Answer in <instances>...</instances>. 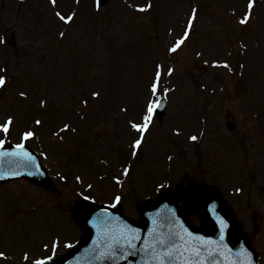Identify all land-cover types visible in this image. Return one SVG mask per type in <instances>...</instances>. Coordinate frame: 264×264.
I'll list each match as a JSON object with an SVG mask.
<instances>
[{"label": "rangeland", "instance_id": "rangeland-1", "mask_svg": "<svg viewBox=\"0 0 264 264\" xmlns=\"http://www.w3.org/2000/svg\"><path fill=\"white\" fill-rule=\"evenodd\" d=\"M26 1L0 0V36L6 37L7 45L0 51L7 64L0 60V68L7 69L9 81L0 91V123L3 117L13 116L12 143L42 147L53 191L25 180L0 185V251L6 253L0 264H30L51 255L53 241H60L57 255L68 248L65 244L79 239L84 230L75 223L72 210L81 193L93 197L91 201L109 205L114 202V194L121 195L119 204L124 213L136 220L137 205L154 200L176 185L217 187L245 232L258 264H264V106L258 104L264 94V42L259 37L264 40V1L258 0L254 18L240 27L235 21L243 0H207L206 6L193 0H155L152 11L156 18L153 13L130 15L119 9L118 0H108L86 18L88 6L82 3L90 0H75L70 13L77 12L72 22L77 28L66 26L52 17L49 9L40 8L42 0ZM65 1L58 0L60 10ZM190 5L199 10L198 20L189 40L174 57L166 53L162 43L163 28L176 30L179 36L187 18L181 12L187 13ZM55 29L65 32L59 42L55 39L57 31L49 36ZM12 41L14 50L9 48ZM213 61L220 66L212 67ZM224 61L230 65L229 70L241 62V77L221 69ZM157 62L165 73L170 66L174 68L176 77H170L171 84L164 85L170 90L166 97L169 106L161 121L154 118L141 152L132 157L129 144L138 134L129 121H139ZM118 64L123 66L115 68ZM18 77V88L28 81L33 89L43 91L40 99L46 101L48 111L39 110L47 127L57 129L67 123L80 128L85 140L71 139L66 130L60 134L61 140L52 136V143L46 139L43 145L39 127L33 123L40 120L32 109L37 102L27 97L16 105L20 98L11 85ZM112 79H118L117 85ZM241 86L250 94L244 91L239 95ZM198 87L203 90L198 91ZM94 90L101 91L100 98L91 96ZM248 99L249 110L263 118L260 122L253 114L245 117L243 102ZM124 108L127 111H122ZM30 111L32 118L25 120ZM228 120L236 124L232 132L225 128ZM174 129L183 133L174 135ZM26 130H34L37 135L23 140ZM192 135L198 140L191 141ZM71 140L75 144L82 141L87 151L82 155L76 150L67 160L60 144L71 147ZM55 149L56 153L52 152ZM71 149L64 148L69 153ZM76 157V164H66ZM124 167L130 168L128 176L122 174ZM115 177L122 182L118 184ZM160 184L165 187L159 188ZM184 212L192 224L201 225L191 206H184ZM253 213L257 215L255 228ZM25 253L29 261H25Z\"/></svg>", "mask_w": 264, "mask_h": 264}, {"label": "snow or ice", "instance_id": "snow-or-ice-1", "mask_svg": "<svg viewBox=\"0 0 264 264\" xmlns=\"http://www.w3.org/2000/svg\"><path fill=\"white\" fill-rule=\"evenodd\" d=\"M50 3L53 7L57 5V0H50ZM79 3V0H77ZM257 0H247V10L243 14L242 18L240 19L239 23L242 25L249 24L251 20L254 18V11L255 5ZM95 7L97 11L102 8V0H95ZM153 7L152 3L149 2L143 7H138V11L140 12H147L149 9ZM198 13L199 10L193 7L186 18V23L183 27L182 33L174 40L171 46L168 48L170 53H176L178 50L182 48L186 44V41L189 40L194 28L195 24L198 20ZM56 17L59 18L65 24H71L74 22L75 18L77 17V12L73 11L68 15L62 14L60 11L55 12ZM60 37L65 36V32L61 31L59 33ZM6 43V37L0 36V45ZM200 55V53H197ZM207 63V61H205ZM213 66H220V62L215 61L213 62ZM222 66L224 68L230 69V65L227 61H224ZM243 67V65H241ZM174 72V69L168 68L167 75L171 76ZM0 90L5 89L8 86V77H7V69L0 68ZM164 74L163 65L157 64L155 67L154 77L150 83V95L145 101L144 109L142 117L139 121L130 120L129 125L130 128L137 133L138 135L135 136L129 144L130 153L132 157H136L142 150V146L146 140V133L149 132L150 128L154 125V117L162 104V98L160 94V82L161 77ZM170 90H164L163 97L166 98L168 92ZM20 97L27 98L28 93L22 91L19 93ZM93 98H100L101 91L94 90L91 93ZM155 97V99H154ZM83 103L87 105L88 101L84 100ZM46 101H41V105H45ZM122 111H127V108L122 109ZM37 125L42 123L41 120L37 119L35 121ZM14 125V117L9 115L2 123H0V132L4 134H10V129ZM70 125L65 123L63 125V129L61 131L69 130ZM177 134H179V130L177 129ZM35 135L34 132L30 130H26L23 133V140H27L30 137ZM191 141H197L198 136L192 135L189 137ZM5 147V140L0 139V149H4ZM16 151L14 152H7V151H0V157H15L18 159L21 166L25 169H31L28 172L29 175H43L44 171L42 169L41 162L35 157L31 152L27 151L25 148V144L23 142H19L15 145ZM169 160H172V157H168ZM130 173L129 167L123 168V175L128 176ZM20 173L18 171H7L4 172L0 170V177L2 176H17ZM61 179H66V177L61 176ZM116 182L119 184L121 183L120 177L114 178ZM77 181L81 180L80 176L76 177ZM87 187L89 189L93 188L92 184H88ZM164 184H160L159 188H164ZM81 196L84 200L93 199L90 195H84L81 193ZM122 200L121 195L114 194V202L111 207L115 208ZM211 211L215 212V209H211ZM95 219L100 224H110L113 220H118L119 218L113 217L107 208L101 209L100 212L97 213ZM218 223L220 225V241L216 243L214 241H205L202 237H195V241L198 243H193L191 246H188L185 241V236L182 235L180 232H173L169 231L167 235L160 233L154 234L150 232V239H144L142 241V247H137V241L141 240L139 235V230L133 228L131 225L124 224L122 228L116 232V234L110 237V241L107 244V248L105 251L100 252L99 258L108 257L114 260L120 259H127L129 255H142L143 264H219L217 260V255H224L223 252H220L219 249L221 247L226 248V245H223V233L226 227V222L223 218L218 217ZM184 232L187 233L188 237H192V233L187 232V229H183ZM211 244H216V248H212ZM60 245L59 240H55L51 244V255L47 256L43 259H37L31 261L30 264H47L48 261H52L53 257L56 254V249ZM65 247L71 248V243L65 244ZM45 248H48L49 245L45 244ZM228 252H231L228 249ZM6 253L0 251V258H5ZM25 261H29V256L27 253L24 254ZM227 259V257H226ZM230 264H252L251 253L248 251L247 248H241L237 254V259L232 260Z\"/></svg>", "mask_w": 264, "mask_h": 264}, {"label": "water", "instance_id": "water-1", "mask_svg": "<svg viewBox=\"0 0 264 264\" xmlns=\"http://www.w3.org/2000/svg\"><path fill=\"white\" fill-rule=\"evenodd\" d=\"M12 165H18L15 171H18L20 174L17 177L28 178L29 181L46 187V181L41 179L39 175H29L28 172L31 169L23 168L17 158H12V160L5 162L4 157H0V167H10ZM2 180H4L3 177L0 178V181ZM185 201L193 204L206 228H194L189 224L186 215L182 212ZM221 201V197L213 189H195L189 192L183 187L173 188L164 192L155 202L139 208V224L126 220L117 207L84 205L76 213V219L87 228L84 237L67 253L53 258L47 264H143L141 254L129 255L126 260H114L108 257L98 259V256L100 252L106 250L110 237L116 234L124 224L131 225L133 228L139 230L141 240L137 241L138 248L143 246L142 241L144 239L151 238L150 232L160 234L157 228H151L153 225L158 224H161L163 228H167V233L169 231L180 232L185 236L184 243L188 246L198 243L195 241V237H202L205 241L219 243L221 233L218 217L223 218L226 222L223 233V245L227 247L219 249L224 255H217V260L219 264H230L232 260L237 259V254L242 247L247 248L250 253L251 249L234 220L227 214L225 206ZM104 208H107L113 217L119 219L113 220L112 223L107 225L100 224L95 217ZM213 208L215 212L211 211ZM183 229H187V232L192 233V237H188ZM211 247L215 249L216 244H211ZM228 249L231 252H228ZM251 259L252 264H255L252 253Z\"/></svg>", "mask_w": 264, "mask_h": 264}]
</instances>
